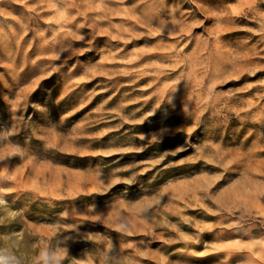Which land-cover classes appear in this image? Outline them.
Instances as JSON below:
<instances>
[{"label": "rangeland", "instance_id": "374dc122", "mask_svg": "<svg viewBox=\"0 0 264 264\" xmlns=\"http://www.w3.org/2000/svg\"><path fill=\"white\" fill-rule=\"evenodd\" d=\"M0 254L264 264V0H0Z\"/></svg>", "mask_w": 264, "mask_h": 264}, {"label": "clouds", "instance_id": "9594fccd", "mask_svg": "<svg viewBox=\"0 0 264 264\" xmlns=\"http://www.w3.org/2000/svg\"><path fill=\"white\" fill-rule=\"evenodd\" d=\"M4 204V199L0 197V205ZM61 250L66 251L67 249H61L59 246L42 248L36 258L37 264H62ZM0 264H19V261L14 255L0 254Z\"/></svg>", "mask_w": 264, "mask_h": 264}]
</instances>
